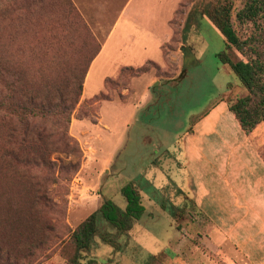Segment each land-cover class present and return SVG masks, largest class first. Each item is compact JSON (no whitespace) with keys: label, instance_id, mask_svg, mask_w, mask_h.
I'll use <instances>...</instances> for the list:
<instances>
[{"label":"rangeland","instance_id":"rangeland-1","mask_svg":"<svg viewBox=\"0 0 264 264\" xmlns=\"http://www.w3.org/2000/svg\"><path fill=\"white\" fill-rule=\"evenodd\" d=\"M226 1L232 3L233 28L241 39L246 38L253 31L252 24L238 23L235 18L243 0H49L43 5L47 12L43 17L23 13L15 24L6 25V33L13 28L16 33V43L7 48L16 51L13 55L20 60L11 69L14 81L4 82L0 91V101L5 104L0 112V264H264V239L262 258L240 257L236 242L214 239L218 243L210 244L211 239L202 237L209 232L198 226L199 230L196 226L180 228L183 236L179 238L167 213L158 209L163 200L189 196L180 167L185 162L180 137L167 147L157 165L142 166L150 151L156 155L162 151L159 127L164 123L175 131L191 125L221 96L232 101L246 94L230 67L216 56L224 50V37L209 18L200 15L204 6ZM190 11V25L182 39ZM119 14L138 28L161 35L167 32L168 38L160 47L161 61L146 62V71L134 76L132 70L114 67L117 60L113 54L117 53H112L103 68L115 72L108 74L112 83L105 88L92 76L84 96L89 99L103 91L112 100L90 103L79 98L67 110L76 97L78 82ZM226 51L232 60L245 59L233 46ZM181 59L186 67L183 76L188 73L189 78L167 80L179 74ZM149 93L148 104L143 105L149 109V113L144 110V119L151 123L133 125L115 164L102 163L101 154L110 150L134 105ZM24 94L46 105L38 116H27L32 128L43 131L40 141L31 146L11 138V129L16 128L17 135L21 120L27 119L14 104H28ZM93 118L103 122L90 125L78 121L71 132L68 120ZM140 130L149 142L138 143ZM173 131L167 140H172ZM63 132L76 143L61 136ZM252 135L264 154V123H259ZM57 146L66 153L55 152ZM42 152L50 161L58 158L57 164L48 168L34 160L33 156ZM118 161L123 174L114 176ZM129 181L140 187L151 184L146 193L153 202L149 203L147 196L142 197V203L147 207L145 216L153 212L157 221L149 225L135 221L119 234L99 220V231L112 233L113 243L96 235L78 262H73L76 249L71 232L103 198L123 207L125 199L119 190Z\"/></svg>","mask_w":264,"mask_h":264},{"label":"crops","instance_id":"crops-1","mask_svg":"<svg viewBox=\"0 0 264 264\" xmlns=\"http://www.w3.org/2000/svg\"><path fill=\"white\" fill-rule=\"evenodd\" d=\"M167 38V32L161 35L150 29L138 28L134 22L119 14L103 36L98 52L88 66L83 80L81 99H88L84 96L92 76L99 78V85H104L105 78L110 77L108 74H115L112 70L103 69L112 53H117V55L113 54L117 60L114 67L141 66L147 60L160 62L162 57L160 47ZM180 63L182 66L183 59ZM169 78L184 79L189 78V74L182 77H178L177 74L168 77L167 80ZM148 96L143 94L141 101L134 105L124 123L120 137L111 144L110 150L101 154L102 163L115 164L117 154L127 146L128 132L133 125L137 122L151 123L144 119L145 112L149 113V109L146 110L147 107L143 105L148 104L147 100L151 94L149 93ZM228 102L221 96L206 112L198 114L191 125L180 128L181 130L173 131L172 127L164 123L159 127L162 131L159 138L162 151L157 155L150 151L142 166L157 165V161L167 147L180 137L185 157V162L180 167L186 175L184 183L188 185L189 196L182 194L178 201L163 200V203L159 204L160 207L157 205L158 209L161 208L167 213L169 224L179 231V238L183 236L180 228L200 227L209 232L203 233L202 237L211 239L210 244L218 243V241L215 243L214 239H221L224 242L226 240L228 243L233 241L239 245L238 249H235L238 256L253 260L260 259L263 257L261 248L264 239V154L255 143L252 131L245 133L241 128L238 120L229 110ZM119 103L131 105L125 102ZM78 121L97 125L101 118H98L97 122L86 119L71 121V132ZM107 127L104 129H111ZM171 131H173L172 140H167L165 137ZM146 136L143 131H138V143L149 142ZM118 164L119 161L117 167ZM119 169L120 167L116 171L118 174L114 176L123 174ZM134 184L137 186L136 183ZM143 186H137L141 198L148 196L149 203L153 202H150V195L146 193L151 184L146 182ZM146 213L145 206L143 215L137 221L144 225L154 224L157 221L156 214L149 212L146 217ZM196 234L198 235V231Z\"/></svg>","mask_w":264,"mask_h":264},{"label":"trees","instance_id":"trees-1","mask_svg":"<svg viewBox=\"0 0 264 264\" xmlns=\"http://www.w3.org/2000/svg\"><path fill=\"white\" fill-rule=\"evenodd\" d=\"M48 1L49 0H0V91L4 82H9L11 78L14 81V73H12L11 69L15 63L20 60L13 55L16 54V51H11L7 48L9 45L14 44V42L16 43V33L13 32L14 28L6 33V25L15 24L17 20L21 19L23 13H25L27 17H43L44 14L47 13L43 10V5ZM64 2H66V0H64ZM64 4L67 8L66 3L62 5ZM231 9L232 3L226 1L213 6H204L200 11V15H205L209 18L224 37V50L216 53V56L221 63L227 64L230 67L238 78L240 85L246 90L244 96L229 101L228 108L234 114L245 133H249L259 123H264V0H243L242 6L235 13V18L238 23L250 22L253 26L251 34L244 39H241L233 28L231 22ZM191 12L192 11L188 13L182 27V39H184V30L190 25L189 18ZM30 20L31 19L28 21ZM231 46L242 53L245 59L232 60L226 51ZM183 49L185 50V46H183ZM184 50L183 56H185ZM97 52L98 50L91 60ZM146 62L154 64L152 60H147ZM144 64L137 67L123 66L121 70H132L134 72L133 75L137 76L146 71V66H144ZM185 68L183 60L178 77L183 76ZM87 69L88 67L81 81H79L76 86V97L73 102L66 107L67 110L72 109L79 98H81L83 80ZM111 83L110 77L105 78L104 87L110 86ZM12 84L14 83L12 82ZM24 95L28 104H22V102L14 103L15 108L20 111L21 115L23 114L26 118L29 115L38 116L46 110V105H44L43 102H36L35 97L30 94ZM107 99H110L108 94L100 91L90 97L88 101L90 103H97ZM4 105L5 104L0 101V112L5 108ZM30 121V118L21 120V128L17 135V129L12 128L11 138L19 140L18 142L20 144H29L30 146L40 141L43 131L39 130L38 127L36 129L32 128L29 123ZM91 121L96 122V118L91 119ZM68 122L70 123V120H68ZM61 136L68 141L76 143L72 136H68L66 132H63ZM65 150L66 149L62 147L60 149L58 147L54 151L66 153ZM47 156L48 154L46 152H42L39 153V155H34L33 158L34 160L38 159V161L48 168H50L51 165L55 166L58 158L54 161H50ZM68 164L73 167L74 171L76 170L73 161L68 162ZM119 191L125 199L123 207L118 205L111 198H103L99 206L85 217L71 232V239L76 249L73 262H78L80 253L89 249L96 235H99L105 242L113 243L114 236L112 233L99 231V220H102L106 225L114 229L116 233L123 234L143 215L145 206L142 203L140 191L135 184L129 181L123 184Z\"/></svg>","mask_w":264,"mask_h":264}]
</instances>
